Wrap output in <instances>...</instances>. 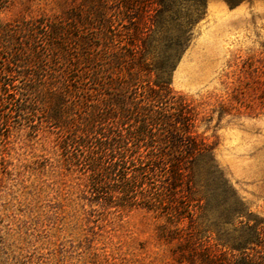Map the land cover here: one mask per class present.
<instances>
[{
    "label": "trees",
    "instance_id": "obj_1",
    "mask_svg": "<svg viewBox=\"0 0 264 264\" xmlns=\"http://www.w3.org/2000/svg\"><path fill=\"white\" fill-rule=\"evenodd\" d=\"M206 11L207 0H61L0 19V127L17 118L52 137L49 168L87 222L141 210L177 264H264V216L199 130L214 111L172 86Z\"/></svg>",
    "mask_w": 264,
    "mask_h": 264
},
{
    "label": "rangeland",
    "instance_id": "obj_2",
    "mask_svg": "<svg viewBox=\"0 0 264 264\" xmlns=\"http://www.w3.org/2000/svg\"><path fill=\"white\" fill-rule=\"evenodd\" d=\"M4 4V21L61 8V0ZM172 86L214 111L199 130L216 143V159L247 205L264 216V0H207ZM9 123L0 127V264H177L141 210L113 215L102 228L87 222L70 182L49 168L52 137L17 118Z\"/></svg>",
    "mask_w": 264,
    "mask_h": 264
}]
</instances>
